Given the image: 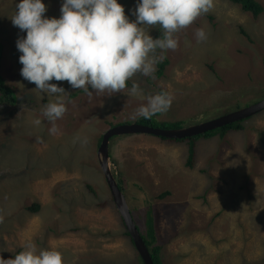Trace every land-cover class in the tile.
Masks as SVG:
<instances>
[{"label": "rangeland", "instance_id": "1", "mask_svg": "<svg viewBox=\"0 0 264 264\" xmlns=\"http://www.w3.org/2000/svg\"><path fill=\"white\" fill-rule=\"evenodd\" d=\"M119 2L134 20L136 0ZM44 3L46 16L59 17L62 0ZM213 3L175 34V50H156L168 61L163 74H157L158 62L151 76L129 79L125 92L135 82L139 95L91 89L88 95L67 81H51L65 88L66 106L52 135L43 108L55 96L20 75L16 41L26 33L11 22L16 0H0L1 72L18 99L13 106L0 105V257L12 258L22 244L33 242L38 249L60 251L64 264H142L100 168L104 132L136 121V109L162 91L172 103L158 119L183 126L264 99V15L255 19L232 0ZM145 27L153 38L162 34L158 25ZM199 28L206 38L197 42ZM37 118L40 125L32 123ZM244 121L242 130L193 144L147 133L111 138L112 171L142 231L153 210L163 264H264V111ZM164 191L171 195L155 198ZM33 203L40 204L36 212L27 210Z\"/></svg>", "mask_w": 264, "mask_h": 264}, {"label": "clouds", "instance_id": "2", "mask_svg": "<svg viewBox=\"0 0 264 264\" xmlns=\"http://www.w3.org/2000/svg\"><path fill=\"white\" fill-rule=\"evenodd\" d=\"M213 6V0H136L131 12L133 20L125 14L119 0H62L59 17L45 15L44 0H16L11 22L26 33L16 41L22 65L20 75L41 93L55 96L43 108V116L52 124L49 134L58 133L55 121L66 111L65 88L51 81H67L72 89H82L88 95L92 94L89 89L110 95H139L135 82L125 92L129 79L136 73L151 76L163 59L162 55H155L156 50H175V34ZM157 25L162 34L153 38L145 26ZM195 37L197 42L203 41L206 33L199 28ZM171 103L168 93L153 94L136 109L132 119H151L165 113ZM32 123L40 125L41 120L37 118ZM36 141L43 143L40 137ZM0 264L64 261L57 249H38L35 243L26 242L14 257H0Z\"/></svg>", "mask_w": 264, "mask_h": 264}, {"label": "water", "instance_id": "3", "mask_svg": "<svg viewBox=\"0 0 264 264\" xmlns=\"http://www.w3.org/2000/svg\"><path fill=\"white\" fill-rule=\"evenodd\" d=\"M262 111H264V99L220 117L208 121L206 120L203 122L194 123L192 125L182 126L180 128L153 127L150 125L141 124L136 120L131 123L117 124L108 128L104 132L98 148V160L100 168L106 179V183L112 195L113 202L120 214V217L122 218L127 232L134 243V247L143 260L144 264L155 263L143 239L138 224L136 223V220L132 214L126 195L122 190L123 188H121L119 185L117 177L113 173L110 166L109 144L111 138L121 135L147 133L170 140L186 139L205 134L208 131L221 128L234 122L247 120Z\"/></svg>", "mask_w": 264, "mask_h": 264}, {"label": "trees", "instance_id": "4", "mask_svg": "<svg viewBox=\"0 0 264 264\" xmlns=\"http://www.w3.org/2000/svg\"><path fill=\"white\" fill-rule=\"evenodd\" d=\"M232 1L235 4H239L245 12L250 13L252 15V17L255 19H258V16L261 14L264 15V6L258 0H232ZM241 31L245 37L249 38V35L244 30V28H241ZM159 36H161V35H159ZM3 47H4V45L0 41V105L13 106L17 103V100H18L16 98V92L12 86L7 85V83L3 77V74L1 72L2 66H3V61H2L3 60V58H2L3 52H5ZM159 62L160 63L158 64L159 67H158L157 74L161 75V74H163L165 67L168 64V61L162 60ZM129 85H130V82L128 81L127 86H129ZM82 92H84V91L81 89L79 91V93H82ZM75 95L76 94H72L70 98L74 97ZM263 96H264V94H263ZM216 111H214V112H216ZM158 115L159 114L154 115L151 119H144L142 117L138 118V122L141 124L150 125L153 127H160V128H180L183 126L182 121L171 122V121L159 120L157 117ZM205 119H207V118H205ZM205 119H203V120H205ZM201 122H202V120H201ZM244 122L245 121L234 122L232 124L223 126L221 128H217V129L208 131L205 134H201L199 136L190 137V138H186V139H176V141L183 142L185 140H190V141H192L191 144H193V143H195L196 140H198L201 137H206V138H213L216 136L225 137L230 132L244 129L245 128ZM161 138H163V137H161ZM101 140H102V137L99 140V144L101 143ZM167 140H170V139H167ZM191 149L192 150L190 151V156L187 160V165H189L190 167L195 161V155H194L193 148L191 147ZM113 173H114V171H113ZM118 182L120 185L119 179H118ZM88 187L90 189H92V186L89 184H88ZM121 188H123V187L121 186ZM170 195H171V191H164V192H161L159 195H157L155 198L156 199H165V198L169 197ZM39 208H40L39 203H33L32 205L28 206L27 210L32 211V212H36L39 210ZM146 216H147V218H146L145 231L141 230L140 225L137 223V221H136V223L138 224V227L142 233L143 239H144V241H145V243H146V245L150 251V254H151L153 260H154V263L155 264H163L165 256H162V250H163L164 246L157 242V232H156V224H155V220H154L153 210L147 211ZM124 234H125V236H128V238L130 239V242L134 246V243H133L129 233L127 232V230H125ZM134 249H135V247H134ZM135 251H136V249H135ZM136 253H137V251H136ZM137 255L140 258L142 264H144L143 260L141 259V257L139 256L138 253H137Z\"/></svg>", "mask_w": 264, "mask_h": 264}]
</instances>
